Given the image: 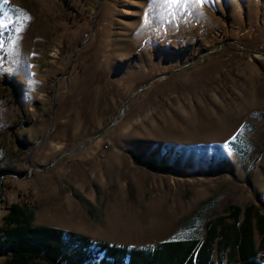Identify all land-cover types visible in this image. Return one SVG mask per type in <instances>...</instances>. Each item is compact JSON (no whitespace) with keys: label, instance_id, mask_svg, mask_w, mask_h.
Returning <instances> with one entry per match:
<instances>
[{"label":"rangeland","instance_id":"1","mask_svg":"<svg viewBox=\"0 0 264 264\" xmlns=\"http://www.w3.org/2000/svg\"><path fill=\"white\" fill-rule=\"evenodd\" d=\"M0 25V228L17 203L149 249L202 239L230 205L264 215V0H0ZM105 83L127 89L102 125L57 135L64 105Z\"/></svg>","mask_w":264,"mask_h":264},{"label":"trees","instance_id":"2","mask_svg":"<svg viewBox=\"0 0 264 264\" xmlns=\"http://www.w3.org/2000/svg\"><path fill=\"white\" fill-rule=\"evenodd\" d=\"M151 171L169 170L165 165L148 163ZM30 214L17 203L9 206L0 228V254L8 256L2 264H214L226 255L230 264H264V215L249 204L243 208L231 205L228 213L206 223L205 236L200 239L172 240L151 248L128 247L56 227L33 225ZM260 237L258 246L254 232Z\"/></svg>","mask_w":264,"mask_h":264},{"label":"bare ground","instance_id":"3","mask_svg":"<svg viewBox=\"0 0 264 264\" xmlns=\"http://www.w3.org/2000/svg\"><path fill=\"white\" fill-rule=\"evenodd\" d=\"M108 84H103V89L100 87L97 91L90 89V93L81 94L76 101L77 103H75L76 108L70 103L64 105L62 113L67 116L68 120L58 127L57 135L63 134L67 137L65 141H68L71 136H74L73 133L89 132L102 125L104 114L110 113L116 107L121 94L127 89L126 86L116 88L117 86L114 87L112 84ZM104 90H107L106 93L109 94L107 98L104 96Z\"/></svg>","mask_w":264,"mask_h":264},{"label":"snow or ice","instance_id":"4","mask_svg":"<svg viewBox=\"0 0 264 264\" xmlns=\"http://www.w3.org/2000/svg\"><path fill=\"white\" fill-rule=\"evenodd\" d=\"M176 2H179V0H176ZM186 2H192V3H201V4H204L207 2V0H186ZM3 3L7 4L8 3V0H3ZM2 26V25H0ZM4 47V43L3 41H0V49H3ZM4 72V69L2 66H0V74H3ZM35 85H36V82L35 81H32V80H29V86H30V89H34L35 88ZM2 126V125H0ZM233 139H235V137H233ZM224 147L227 149L229 147V145L226 143L224 145Z\"/></svg>","mask_w":264,"mask_h":264},{"label":"crops","instance_id":"5","mask_svg":"<svg viewBox=\"0 0 264 264\" xmlns=\"http://www.w3.org/2000/svg\"><path fill=\"white\" fill-rule=\"evenodd\" d=\"M249 205V204H248ZM254 205V204H253ZM231 206V205H230ZM229 206V207H230ZM238 206V205H237ZM247 206V205H246ZM229 207L226 209V211L223 213V214H225V213H228V211H229ZM240 207V206H239ZM242 208V207H241ZM7 213H8V211H7ZM223 214H221V215H223ZM216 216H219V215H216ZM215 216V217H216ZM214 217V218H215ZM213 219V218H212ZM30 220H31V223L33 224V225H41V226H47V225H44V224H34V222H33V217L32 216H30ZM211 220V219H210ZM209 221V220H208ZM207 221V222H208ZM205 231H206V229H205ZM204 236H205V233H204ZM204 236L202 237V239L204 238ZM187 239H191V238H185V239H170V240H166V241H172V240H187ZM195 239H197V238H195ZM202 239H200V240H202ZM166 241H162V242H166ZM159 243H161V242H159ZM157 244V243H156ZM115 245H119V244H115ZM129 247V246H128ZM138 248H142V247H138ZM218 256L217 255V253L214 251V253H213V255H212V261H213V263L214 264H216V261H215V259H214V256Z\"/></svg>","mask_w":264,"mask_h":264},{"label":"clouds","instance_id":"6","mask_svg":"<svg viewBox=\"0 0 264 264\" xmlns=\"http://www.w3.org/2000/svg\"><path fill=\"white\" fill-rule=\"evenodd\" d=\"M30 91L34 92L35 88L34 89H30ZM30 99H31V97L29 96V94L27 92L26 96H25L26 102H28ZM6 111H7V109L3 106V103L0 102V125H2V126H0V129L5 127V125H4V123L2 121H3L4 114H5Z\"/></svg>","mask_w":264,"mask_h":264},{"label":"water","instance_id":"7","mask_svg":"<svg viewBox=\"0 0 264 264\" xmlns=\"http://www.w3.org/2000/svg\"><path fill=\"white\" fill-rule=\"evenodd\" d=\"M126 107V105H124L123 106V109ZM103 131H100V132H98V133H96L94 136H92L91 138H90V140L92 141V140H94L96 137H98L101 133H102ZM68 152H70V151H68Z\"/></svg>","mask_w":264,"mask_h":264}]
</instances>
